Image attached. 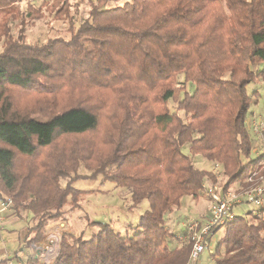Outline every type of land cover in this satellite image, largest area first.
I'll list each match as a JSON object with an SVG mask.
<instances>
[{
	"label": "trees",
	"instance_id": "trees-1",
	"mask_svg": "<svg viewBox=\"0 0 264 264\" xmlns=\"http://www.w3.org/2000/svg\"><path fill=\"white\" fill-rule=\"evenodd\" d=\"M39 1L0 0V194L32 219L26 244L97 193L74 187L92 180L131 188V214L149 207L125 234L113 218L86 216L92 234L63 237L54 264H188L191 241L167 216L218 178L193 156L221 167L224 189L264 175L247 125L248 87L264 82V0H88L78 27L79 1ZM45 14L67 22L70 38L28 43ZM222 236L216 264H264V210L235 214Z\"/></svg>",
	"mask_w": 264,
	"mask_h": 264
},
{
	"label": "rangeland",
	"instance_id": "rangeland-1",
	"mask_svg": "<svg viewBox=\"0 0 264 264\" xmlns=\"http://www.w3.org/2000/svg\"><path fill=\"white\" fill-rule=\"evenodd\" d=\"M81 3V15L79 17V23L83 21L84 18L87 17L89 11V2L88 0H75V2ZM96 1V0H91ZM131 0H122V2H130ZM44 0L39 1L36 5L41 6ZM122 4V3H121ZM111 5L113 6L114 3ZM37 6V7H38ZM68 23L64 21H53V17L45 14L41 20L36 21L34 24H31L27 28V42L30 44H45L48 42L50 38L54 37H64L70 38V33L68 31ZM2 51V44H0V52ZM259 68H255L254 70H258ZM185 83L184 76L181 75L178 77V85H182ZM187 92L192 94L195 90V86L192 83H188ZM249 92L252 95V106L249 111L247 125L250 129V134L253 140L254 151L251 158H258L259 155L262 154V141L259 138L260 135L255 133V125H263L264 124V82L260 80H256L248 87ZM183 94L180 97V100L183 99ZM171 112L177 111L178 104L174 101H171L170 104ZM182 117L187 120L185 113H180ZM185 152H189L188 148H185ZM193 156V155H192ZM195 166L201 170H206L209 172H214L218 178L216 183H213L211 180L210 185H217L223 187L227 181H229L226 177L222 175L221 167L216 165L213 162H210L202 157V155H194ZM82 175L90 174L86 169L81 168L80 172ZM99 181L92 180H81L75 183L74 187L78 190L83 191H95V194H88L81 199L79 205H67L61 211H58V217L50 223L52 225L48 230V234H56L58 237H61L62 231L65 234H80L84 233L86 239L92 234V230L88 226V222L86 220V216H88L91 220L96 222L108 223L112 218L114 221V225L117 230L121 231L125 234L126 225L127 224H135L138 220V216H141L144 209H148L149 205L147 202H144L142 208H140L139 212L135 214H131L129 210V206L132 204L131 196L132 190L131 188H119L112 183H107L104 187H101ZM62 185H66V181H62ZM248 183L244 185L242 188H246ZM241 189V186L236 184L231 189ZM100 192V193H99ZM91 193V192H90ZM185 206L183 208L178 209V212L175 214H170L167 216L168 228L175 231L177 234L184 235V228L181 223H185L188 225L189 221H198L199 224H204L206 220V216L208 215V200L206 195L201 191L200 197L198 200H193L191 198H186L183 200ZM254 207L250 204H244L242 207H238L235 210V214L239 215L240 213H247L253 211ZM207 213V215H206ZM28 215V214H27ZM25 215L21 219H18L15 215L10 220L14 219L19 221V224L15 227L11 225L5 224L4 230L1 232L2 237L0 240V249L3 250V255L6 257L3 258H14L16 256V252L20 250L24 245L23 237L28 232V225H32L33 221L29 216ZM137 219V220H136ZM252 221V217L249 218ZM54 223V224H53ZM10 227V228H8ZM55 229V230H53ZM53 230V231H52ZM133 230V229H132ZM4 231H7L4 233ZM134 232V231H133ZM188 234V239L192 244V233ZM47 234V233H46ZM45 234V235H46ZM50 234V235H51ZM224 235V226L220 227L213 236H210V247L206 249L205 253L202 255L198 264H216L214 261V255L216 252V247ZM186 240L185 243H189ZM180 245V244H179ZM177 246L176 243L172 244V247Z\"/></svg>",
	"mask_w": 264,
	"mask_h": 264
},
{
	"label": "built area",
	"instance_id": "built-area-1",
	"mask_svg": "<svg viewBox=\"0 0 264 264\" xmlns=\"http://www.w3.org/2000/svg\"><path fill=\"white\" fill-rule=\"evenodd\" d=\"M255 133L260 135L262 141V153H264V124L255 125L253 127ZM248 186L241 189H224L217 185L204 184L202 192L208 200V215L204 224H199L198 221H189L188 225L181 223L185 231L193 234L192 250L188 264H198L206 249L210 247V236L214 229L226 225L228 221L234 218L235 210L242 207L244 204L253 205L255 210H264V175L258 176L255 172L246 179ZM14 200L11 197L0 194V233L4 230L5 224L14 214ZM55 230V229H53ZM52 230V231H53ZM51 234V233H50ZM47 234L44 239L38 244L28 246L23 237L22 247L16 252L14 258L8 259V264H54L60 253L63 234L58 237L56 234ZM181 243H185L188 239V234L179 235Z\"/></svg>",
	"mask_w": 264,
	"mask_h": 264
},
{
	"label": "crops",
	"instance_id": "crops-1",
	"mask_svg": "<svg viewBox=\"0 0 264 264\" xmlns=\"http://www.w3.org/2000/svg\"><path fill=\"white\" fill-rule=\"evenodd\" d=\"M211 181L210 180H206V183H210ZM12 215H14V214H12ZM12 215H10V217L8 218V220H7V222H6V227H7V224L9 225H11L10 227H11V229H12V227H15L16 225H18L19 224V221H17V220H14V219H12V220H10L11 218H13L14 216H12ZM206 215H207V213H206ZM207 217V216H206ZM10 227H8V228H10ZM7 231H4V233H6ZM3 233V232H2ZM0 236L2 237V234L0 233ZM1 237H0V240H1ZM3 257H6L5 255H3V250H2V248L0 249V260L1 259H4ZM10 258V257H9Z\"/></svg>",
	"mask_w": 264,
	"mask_h": 264
}]
</instances>
